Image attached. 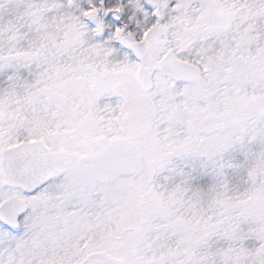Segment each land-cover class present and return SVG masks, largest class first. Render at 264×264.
<instances>
[{
    "label": "snow or ice",
    "instance_id": "snow-or-ice-1",
    "mask_svg": "<svg viewBox=\"0 0 264 264\" xmlns=\"http://www.w3.org/2000/svg\"><path fill=\"white\" fill-rule=\"evenodd\" d=\"M0 264H264V0H0Z\"/></svg>",
    "mask_w": 264,
    "mask_h": 264
}]
</instances>
